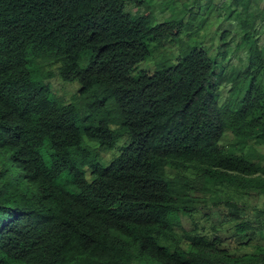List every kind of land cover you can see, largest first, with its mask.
<instances>
[{"label":"trees","instance_id":"trees-1","mask_svg":"<svg viewBox=\"0 0 264 264\" xmlns=\"http://www.w3.org/2000/svg\"><path fill=\"white\" fill-rule=\"evenodd\" d=\"M203 1L214 2H193ZM231 1L250 54L244 69L220 70L230 31L213 56L201 25L195 32L176 14L159 23L148 0H0V264H264V207L228 198L234 226L224 234L183 226L200 204L218 208V186L264 194L253 150L264 147V12L251 13L258 0ZM128 5L146 6L133 16ZM167 44L179 55L133 76L152 46ZM53 67L80 84L71 103L53 92ZM227 133L236 143L224 148ZM124 138L104 165L97 149L113 152Z\"/></svg>","mask_w":264,"mask_h":264},{"label":"rangeland","instance_id":"rangeland-1","mask_svg":"<svg viewBox=\"0 0 264 264\" xmlns=\"http://www.w3.org/2000/svg\"><path fill=\"white\" fill-rule=\"evenodd\" d=\"M194 0H189L188 2H171V0H148L146 5L152 9V12L157 18V22H163L165 19L173 16L174 14L179 15V18L184 17L185 22H190L197 31V27L201 25V29L199 31V37L202 41V49L208 51L213 56H217L218 54L223 52V45L220 41L221 33L225 31L231 32V40L232 46L227 56V59L223 60L220 56H218L220 70L225 67L229 69L230 67H239L241 66L244 69L249 64L250 54L245 49L244 43L242 41V34L240 33V27L238 24V20L235 18H229L228 12L230 9L235 10V6L231 0H214L213 3L209 4V2H193ZM259 2L251 3V13L261 14L264 12V0H258ZM145 5V6H146ZM145 6L141 9L133 5L127 6V12L133 16H138L143 13L145 10ZM190 15H195V19L190 21ZM256 30L258 33V40L260 47L264 50V21L259 19L257 21ZM185 39L188 37V33L184 35ZM178 45L176 44H167L166 48L157 49L155 46H152V57L150 60L139 66L138 70L133 73V76H136L139 72H146L148 74H153L156 67V63L161 61L164 57H175L179 55ZM174 62V61H173ZM176 63V62H174ZM173 63V64H174ZM49 71L53 73V78L49 81L52 87L53 92L57 96V98L62 103H71L74 101L78 91L81 86L78 82L69 83L62 81L57 75V68H48ZM219 70V71H220ZM218 71V72H219ZM230 89V85L224 83L219 89L220 101H226L228 97V91ZM130 140L128 138L121 139L117 143V148L115 151L110 153H105L101 149H97L99 154L103 159V164L108 165L110 162L115 159L119 154V148L122 146L128 145ZM236 143L235 138L227 133L221 141V146L224 148H229L230 146ZM91 146L96 147V145L91 144ZM253 146V145H252ZM257 154V158L262 161L264 164V147H254ZM88 179L90 175H87ZM63 183V181H60ZM71 189V186H66ZM217 196L221 204H219L218 208L213 206L212 203L200 204L199 212L196 214L194 220L190 218H183V226L187 230H191L194 228V222L202 228H208L209 224L213 223L220 231L221 234H224V229L226 227L234 226V224L226 225L225 220H228L227 215L229 214L228 208L226 206V200L228 198L234 199L238 204L245 205L253 212L256 211L260 207H264V194L260 195L258 192H250L248 194H244L238 192L237 190L228 187V186H218L217 187ZM251 212V211H250ZM252 212V213H253ZM205 216L209 218V221H206ZM254 217V214H251V218ZM231 232L225 234V237L228 238V241L225 242V245L230 249H236L235 238V230L233 227L230 229ZM232 234L234 235L232 238ZM229 238L232 240L229 241ZM257 244L264 246V236L260 238L257 237ZM241 251L251 252V247H244Z\"/></svg>","mask_w":264,"mask_h":264}]
</instances>
